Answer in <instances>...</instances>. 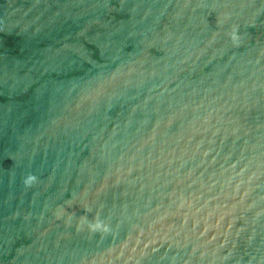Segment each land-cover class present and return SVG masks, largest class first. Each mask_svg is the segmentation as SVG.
I'll list each match as a JSON object with an SVG mask.
<instances>
[{"label": "water", "instance_id": "water-1", "mask_svg": "<svg viewBox=\"0 0 264 264\" xmlns=\"http://www.w3.org/2000/svg\"><path fill=\"white\" fill-rule=\"evenodd\" d=\"M0 264H264V0H0Z\"/></svg>", "mask_w": 264, "mask_h": 264}]
</instances>
